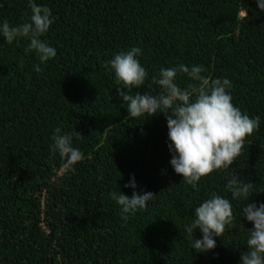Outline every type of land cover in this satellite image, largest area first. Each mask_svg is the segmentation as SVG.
<instances>
[{"label":"trees","instance_id":"16d2710c","mask_svg":"<svg viewBox=\"0 0 264 264\" xmlns=\"http://www.w3.org/2000/svg\"><path fill=\"white\" fill-rule=\"evenodd\" d=\"M35 2L52 9L41 39L57 55L37 72L27 40L0 37V264H239L253 227L240 218L241 202L232 201V227L207 253L192 250L185 227L210 192L231 199L226 173L264 190V12L256 0ZM29 14L28 0H0V21L16 25ZM132 46L143 50L148 77L130 94L159 93L153 78L162 67L199 64L206 76L228 78L233 104L259 116L229 169L193 188L169 163L164 115L128 116L104 65ZM176 82L190 81L178 74ZM58 127L84 154L74 172L51 152ZM131 177L137 192L154 195L125 222L110 193L131 196ZM249 202H264V191Z\"/></svg>","mask_w":264,"mask_h":264},{"label":"clouds","instance_id":"9594fccd","mask_svg":"<svg viewBox=\"0 0 264 264\" xmlns=\"http://www.w3.org/2000/svg\"><path fill=\"white\" fill-rule=\"evenodd\" d=\"M257 7L264 12V0H256ZM30 14L26 22L10 25L7 19L0 21V37L8 44L28 41L25 53L34 52L39 64L35 71H41L40 64L57 55L55 47L41 39L54 23L52 9L28 0ZM143 50L132 46L115 53L105 61V69L114 75L116 91L126 104L130 118L148 117L163 114L168 129V148L171 153L170 165L175 173L193 188L200 179L213 171L229 169L240 155L246 136L259 127V116L250 117L247 112L232 102V84L228 78H211L204 75L202 65L178 63L159 69L154 83L161 90L157 94L135 92L145 85L148 72L141 64ZM178 74L190 81L181 87ZM122 89L126 91H122ZM50 149L62 159V170L74 172V165L83 160L84 154L73 144V134L63 132L58 127L51 137ZM226 187L231 199L212 191L207 198L194 207L193 219L186 225L185 232L192 250L207 253L216 247L215 237H219L226 227L231 228L234 215L232 201L241 202L240 218L251 222L253 227L245 232L246 250L240 255L239 264H264V202H249L258 192L253 183L244 182L236 174L226 173ZM131 188L132 195L111 192L110 197L119 206L121 219L127 221L138 210L145 209L153 193L137 192L134 177L124 185ZM196 229L201 238L193 236Z\"/></svg>","mask_w":264,"mask_h":264}]
</instances>
